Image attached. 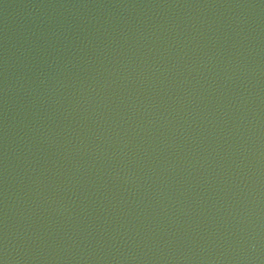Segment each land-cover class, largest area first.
<instances>
[{
    "label": "water",
    "instance_id": "1",
    "mask_svg": "<svg viewBox=\"0 0 264 264\" xmlns=\"http://www.w3.org/2000/svg\"><path fill=\"white\" fill-rule=\"evenodd\" d=\"M0 264H264V0H0Z\"/></svg>",
    "mask_w": 264,
    "mask_h": 264
}]
</instances>
